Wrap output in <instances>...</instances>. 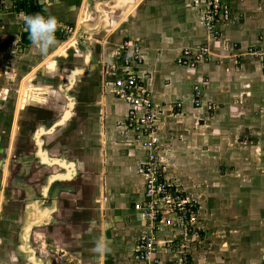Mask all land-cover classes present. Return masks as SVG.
I'll return each mask as SVG.
<instances>
[{"label":"crops","instance_id":"obj_1","mask_svg":"<svg viewBox=\"0 0 264 264\" xmlns=\"http://www.w3.org/2000/svg\"><path fill=\"white\" fill-rule=\"evenodd\" d=\"M34 1L46 17L73 26L74 32L67 37L54 34L56 44L46 53L33 44L22 46L24 15L14 12L10 0L1 2L0 62L5 55L10 58L6 51L19 41L21 52H14L21 54L14 57L17 69L30 75L28 85L45 92L38 96L43 102L36 104L43 108L36 117L41 116V124L47 127L35 130L37 149L32 159L25 147L10 151L13 137L25 139L24 131L16 130L18 114L23 116L18 122L23 128L38 122L27 108L30 102L22 110L17 108L21 85L16 88V100L0 90V106L11 112L10 121L3 112V128L0 121V183L5 193L0 228L10 227L5 232L7 243L0 236V264H43L35 257L30 238L34 229L43 227L48 235H41L57 241L59 231L47 223L61 217L67 219L63 235L67 264L71 255L78 257L76 264H144L137 261L134 247L148 228L131 207L142 200L139 174L146 150L133 143L123 123L126 106L112 95L114 82L126 71L116 64L114 55L126 42L139 48L142 61L131 71L151 93L161 145L159 160L164 169L165 165L170 169L166 177L176 179L174 165L166 161L168 155L188 151L182 163L191 166L198 185L205 181L211 187L206 195L197 189L198 202L193 201L200 215L207 213L206 224L215 230H210L206 242L200 236L196 245L193 235L195 251L185 264H264V0L230 1L231 17L216 26V36L202 27L200 0ZM201 47L208 48L209 55L195 67L177 64L183 49ZM51 63L54 67L49 70ZM194 86L201 93L199 108L193 106ZM57 99L63 102L62 111L55 108ZM62 119V124L69 122L70 131L79 134L88 177H82L75 194L67 195L64 212L53 217L55 203L44 202L49 188L57 178L72 179L76 166L50 156L42 149L40 137L60 127ZM51 120L57 122L49 124ZM51 166L63 173L46 179L40 200L28 201L20 191L17 196L15 182L32 191L36 169ZM232 183L238 190L229 187ZM13 222L22 226L17 230ZM101 242L107 249L103 253L96 251ZM205 243L206 254L200 247ZM41 245L45 248L44 241ZM180 258L161 249L149 264H175Z\"/></svg>","mask_w":264,"mask_h":264},{"label":"rangeland","instance_id":"obj_2","mask_svg":"<svg viewBox=\"0 0 264 264\" xmlns=\"http://www.w3.org/2000/svg\"><path fill=\"white\" fill-rule=\"evenodd\" d=\"M3 0H0V3ZM199 12V11H198ZM200 17V14H199ZM201 18V17H200ZM15 19V17H14ZM15 38V36H13ZM19 41L12 43L11 45V51H6L7 54L10 55V58L7 57L6 55L3 57V59L0 62V90H6L8 91V96L10 97H14L15 95V100L17 98L16 94V88L18 87V85H21V87L19 88L20 93L21 92H25L24 85L27 86H32V85H28L30 84L31 81V77L29 76H25V70L23 71V74L20 72V69H17V63L15 62L14 57L21 55L17 53L21 52L20 49L17 47L19 46ZM73 45V42L70 43ZM71 45V46H72ZM18 51L17 53H14ZM14 59V60H13ZM13 60V61H11ZM19 67V66H18ZM12 74V76L14 77H8V75ZM23 79V81H22ZM14 81V82H13ZM14 83V86H13ZM18 83V84H17ZM193 88H192V95H193ZM201 96V95H200ZM31 103V102H30ZM55 103V108L60 109L61 111L64 109L63 102H60L58 99ZM42 104H36V103H31L29 106H27V108L31 109L32 114L34 115V117L37 116V114L40 112V109L43 108L41 107ZM54 106V105H53ZM18 108V106H17ZM15 109V107H14ZM6 113L8 115V120L10 121L11 118V112H7V108L5 106L1 107L0 106V121L2 123V128L4 127V123H5V118H4V113ZM20 114V113H19ZM19 118L21 119V115H19ZM23 117V116H22ZM19 118L17 117L16 119V130L17 132L20 131H24L23 133H21V135L25 136L24 142L21 141V138L19 139V137H13L12 141L10 140L9 142V147H10V151H13V149L19 147H25L27 149V151L31 154V159L33 158V154L35 152V150L37 149L36 146V142L34 140V136L36 134L37 131H35L37 129V127L40 128H44V126L47 127V124H41V116L36 117V121L38 122V124H35L31 127L28 126L27 128L29 130H27V128H23V125L21 126V124H19ZM59 118V116L57 117ZM55 120V119H54ZM48 121L49 124H53V122H57V121ZM7 127L5 130H7L9 128V122H6ZM5 124V125H6ZM69 126V122H65L64 124H61L60 127L56 128L55 131H53L51 134H49V136L46 135H42L40 137L41 143H42V149L44 151H46L50 156L55 157L56 159H59L60 161H64L65 163H74V168L76 166V168L74 169V175L71 177L72 179L67 180L66 182H62V181H55L54 183H52L51 187L49 188L50 190L47 193V198L44 202H47L46 205H50L52 204V202H54L55 204V212L53 217L58 216L57 214L59 213H63L64 209H66L65 203L67 202V195L69 194H75V190H78L79 186H80V181L83 180V176L84 177H88V171H86L85 167V154L84 151L81 150L82 146V142L79 140L78 136L79 134L77 133V131H70ZM19 128V130H18ZM64 132L63 130L66 129ZM45 131V129H44ZM66 133V134H64ZM158 134V133H157ZM9 141V140H8ZM62 144H59V143ZM81 143V144H80ZM160 147L161 145L159 144V151H158V159H159V152H160ZM33 152V153H32ZM172 152V151H171ZM186 153H179V152H173L170 153L167 157L168 160H166L167 162H171L174 167H175V174H176V179L173 178L172 184L174 186V188L177 190L178 195L180 196H184L185 200L187 202H189V204H192V208L195 209L196 208V212L194 214V218L192 219V224L190 225L188 222V231H187V236L185 235H180L178 233H172V235L169 237V239H174L173 244L170 248H166L165 250H168L178 256H180L182 259H185L187 261V263L190 262V254H193V252L195 251V247L196 246H192V241L191 238L194 236H196V240L193 243V245L196 243H198V238H200V236H202V239H200L203 242H206V238L207 235L210 233V230H215L214 228L209 227V224H206L207 222V218L206 215L207 213L205 212L204 215L203 213H199V205L198 200H197V189L202 190V192L204 191L205 195L208 194V191L211 189V187L209 185L206 184L205 181H200V184L198 185V183L196 182V180L193 178L194 174L192 173L193 170L191 168V166L187 165L186 163L183 164L182 160H186L185 157L189 156V152L185 151ZM92 157V156H91ZM13 159V158H12ZM14 161V160H13ZM145 161V160H144ZM160 162V160H159ZM17 166V165H15ZM180 168V169H179ZM164 169V168H163ZM170 169L168 167H166L165 165V169H164V175L165 176H169L170 173L168 172ZM7 173V172H6ZM63 173V169H60L56 166H51L49 168L47 167H39L36 169V176L35 177H31V182H34L33 184V189L32 191L29 190L28 187H25V184L22 183H14V189L15 191H20L21 195L28 201H32L34 199L36 200H40L41 199V187H43L46 184V179H48V177L51 175H58V174H62ZM222 173V172H221ZM1 174L2 171H0V180H1ZM85 174V175H84ZM12 176L14 175V173L11 174ZM141 175V172L140 174ZM178 175V176H177ZM180 176H182V178H180ZM41 178V180H39ZM95 178V177H94ZM93 179V178H92ZM0 206L1 203L3 201V197L5 196L4 193V187L2 185V183H0ZM229 187H232V189L236 188L238 190V186H235V183L230 184ZM210 193V192H209ZM142 200L139 201L138 203H136L137 205L141 206L142 208H145V206L147 205L146 202H143V188H142ZM17 196H19V192H17ZM171 197L169 198H165L164 201H161V203L157 204L158 206H160L161 210H164V207L168 204H171L172 198L170 200ZM51 200V203L48 202V200ZM197 200L196 202L193 201ZM49 200V201H50ZM204 202H206V199H203ZM176 201V200H175ZM43 202V203H44ZM135 204V205H136ZM206 204V203H205ZM169 206V205H167ZM134 205H132L131 210H133ZM207 210V209H205ZM134 212V210H133ZM201 216V217H200ZM62 219H59V221L57 222V220H53L47 223V227H52L55 230H58L60 233V236L58 238L57 241L53 242L52 239H47L46 236H42V232L46 233V235H48V232L43 228V227H39L34 229L32 236L30 238L29 241V245L34 249L35 251V257L40 259L42 261L43 264H67V238H65L63 235L65 233H67V223L64 222V218L61 217ZM15 220V219H13ZM67 221V219L65 220ZM190 221V220H187ZM14 224V228L16 227V225H18V222H13ZM22 226V224H20L18 227L20 228ZM16 227V229L18 228ZM10 227L7 226H2V228H0V236H5L6 239H4V241L6 242L7 240H9L7 238V235L5 234V232L8 231ZM18 230V229H17ZM2 231V232H1ZM148 230L144 229V232ZM168 230L165 229L164 232H166ZM143 232V231H142ZM141 232V233H142ZM140 233V234H141ZM139 234V235H140ZM50 235V233H49ZM16 236V235H15ZM14 236V237H15ZM17 238V237H15ZM46 238V239H45ZM177 238H181V239H177ZM190 240V241H189ZM44 241L45 243V248L40 247V242ZM18 242V240H17ZM7 243V242H6ZM188 246L189 249V253L187 252L188 249H186ZM200 247H202L204 254H206L208 252L207 250V245L206 243L204 245H200ZM163 250V249H162ZM198 252V251H197ZM72 260L70 263L68 264H76V261L74 259L78 260V257L72 256ZM202 257H207V256H202ZM24 259V258H23ZM62 260V261H61Z\"/></svg>","mask_w":264,"mask_h":264},{"label":"built area","instance_id":"obj_3","mask_svg":"<svg viewBox=\"0 0 264 264\" xmlns=\"http://www.w3.org/2000/svg\"><path fill=\"white\" fill-rule=\"evenodd\" d=\"M21 1V0H19ZM232 0H200V19L204 30L212 36L218 35L217 25L228 21L230 16L229 4ZM234 1V0H233ZM240 1V0H239ZM74 32L73 26L56 24V31L60 37H67ZM135 44L123 43L120 51L114 55L118 66L125 69L122 78L113 84L112 95L126 106L123 120L124 128L130 133L133 143L146 150L145 161L140 166L143 188V202L147 205L142 208L134 204V211L140 220L147 226L148 232L139 235L135 241V254L137 261L149 264L151 258L158 250L170 248L174 239L165 235L178 233L186 235L188 222L191 225L196 211L192 204L180 196L171 180L164 175V169L158 159L159 137L155 126V106L152 103L151 93L141 86L135 72L131 71L140 65L141 56ZM209 55L206 47L193 51L183 49L177 58V64L193 68L200 60ZM193 106L200 107V90L193 87ZM172 198L171 204L160 209L157 204L165 198ZM170 198V200H171ZM176 200V201H175ZM190 220V221H187ZM166 230V232H164ZM160 238V235L162 236ZM186 260L180 258L175 264H185Z\"/></svg>","mask_w":264,"mask_h":264},{"label":"clouds","instance_id":"obj_4","mask_svg":"<svg viewBox=\"0 0 264 264\" xmlns=\"http://www.w3.org/2000/svg\"><path fill=\"white\" fill-rule=\"evenodd\" d=\"M29 31V39L37 50L41 53H46L50 46L56 44L55 31L57 21L55 17H44L40 14L30 16L26 20ZM105 243L97 244L96 251L103 253L106 251Z\"/></svg>","mask_w":264,"mask_h":264},{"label":"trees","instance_id":"obj_5","mask_svg":"<svg viewBox=\"0 0 264 264\" xmlns=\"http://www.w3.org/2000/svg\"><path fill=\"white\" fill-rule=\"evenodd\" d=\"M3 1H6V0H3ZM10 1L13 5L14 12L16 14H23L24 19H25L22 24L24 31L20 34V43L22 46L31 45L32 42L29 39V31H28V27L26 24V20L28 17L34 16L36 14H40L46 17L45 12L42 6L34 0H21V1L10 0ZM1 8H2V4L0 3V10ZM193 210L196 211V208Z\"/></svg>","mask_w":264,"mask_h":264},{"label":"flooded vegetation","instance_id":"obj_6","mask_svg":"<svg viewBox=\"0 0 264 264\" xmlns=\"http://www.w3.org/2000/svg\"><path fill=\"white\" fill-rule=\"evenodd\" d=\"M61 54H62V55L64 54L63 51H62ZM51 67H52V68H51ZM53 67H54V65H52V63H51V65H50V64L48 65L49 70H52ZM24 91H25V95H24V97H23V100H26V101L21 102V104L18 106V108H19L20 110H22V109L24 108L23 106H25V104H28L29 102H31V100H32V101H33V100H36V98H37L39 95L45 93L44 91H42V90H40V89H38V88L32 87V86H29V87L24 88ZM23 93H24V92H22V94H23ZM26 96H27V98H26ZM17 103H18V102H17Z\"/></svg>","mask_w":264,"mask_h":264},{"label":"bare ground","instance_id":"obj_7","mask_svg":"<svg viewBox=\"0 0 264 264\" xmlns=\"http://www.w3.org/2000/svg\"><path fill=\"white\" fill-rule=\"evenodd\" d=\"M51 65V64H50ZM52 65H53V63H52ZM52 68V67H51ZM24 95H25V92L22 94V92L20 93V96H19V98H18V103H17V106H19L20 104H21V102H23V101H26V100H23V97H24ZM26 98H27V96H26ZM36 100H38V101H41L42 99L41 98H39V97H37L36 98ZM24 107V106H23ZM68 109H67V112H68V110H69V108H70V106L68 105V107H67ZM66 115V114H65ZM66 117H68V113H67V115H66ZM67 119V118H66ZM62 121H63V119L61 120V122H60V124H62ZM52 131V130H51ZM40 132V131H39ZM42 133V132H41ZM38 137V136H37ZM40 157V156H39ZM41 158V157H40ZM42 160V159H41ZM44 161H45V159H43ZM56 177V176H55ZM59 177V176H58ZM53 178V177H52ZM57 178V177H56ZM57 179H59V178H57ZM62 179V178H61ZM60 180V179H59Z\"/></svg>","mask_w":264,"mask_h":264},{"label":"water","instance_id":"obj_8","mask_svg":"<svg viewBox=\"0 0 264 264\" xmlns=\"http://www.w3.org/2000/svg\"><path fill=\"white\" fill-rule=\"evenodd\" d=\"M42 100L41 101H38V100H31V103H42L43 102V98H41ZM63 166V165H62ZM57 177V176H56ZM61 178H63V177H61ZM53 179H55V177L54 178H52V179H50L49 180V182L51 183V182H53ZM55 181H59L58 179H55Z\"/></svg>","mask_w":264,"mask_h":264}]
</instances>
